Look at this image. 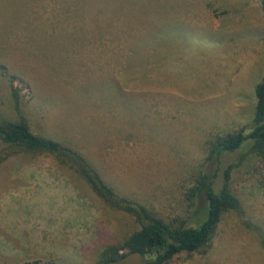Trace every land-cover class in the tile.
<instances>
[{"label":"rangeland","instance_id":"1","mask_svg":"<svg viewBox=\"0 0 264 264\" xmlns=\"http://www.w3.org/2000/svg\"><path fill=\"white\" fill-rule=\"evenodd\" d=\"M91 1L11 0L0 14V62L38 132L79 147L122 196L189 214L197 227L201 208L182 200L210 171L207 142L253 129L262 0H109L101 13ZM10 94L0 78V96ZM250 145L221 156L219 187ZM32 157L0 166V264H99L106 241L138 228L53 158ZM255 167L234 170L232 187L264 228V164L263 175ZM238 220L227 214L208 252L169 264H264Z\"/></svg>","mask_w":264,"mask_h":264},{"label":"trees","instance_id":"2","mask_svg":"<svg viewBox=\"0 0 264 264\" xmlns=\"http://www.w3.org/2000/svg\"><path fill=\"white\" fill-rule=\"evenodd\" d=\"M95 1L99 13L107 11L104 6L101 8L100 3H108L109 0ZM9 5L11 0H0V14H8L10 10L6 9ZM261 7L264 13V0ZM5 71L6 67L0 62V78L6 77L11 87L9 96H0V143L4 148L0 150V166L18 154L33 155L32 158H53L62 169L83 181L107 207L130 214L139 225L121 241H106L107 246L100 254L99 264H107L132 252H139L147 264H169L185 252L204 254L212 247L219 226L227 214L238 218L243 228L256 237L264 256V228L247 217L243 203L232 187L233 171L248 164L256 165L252 168L256 175H263L260 164H264V77L255 88L256 106L251 132L245 134V131L240 130L212 137L207 142L206 157L211 163L210 171L201 172L196 184L190 189L187 187L183 193L182 202H186L188 208L189 201L190 206L201 208L198 215L201 217L200 225L191 227L189 214L169 216L156 206L122 196L79 147L63 138L38 132L32 125L20 89L14 87V79L8 77ZM248 140L251 145L241 153L238 161L223 171L219 187L221 156L240 151ZM24 264L58 263L35 261Z\"/></svg>","mask_w":264,"mask_h":264},{"label":"water","instance_id":"3","mask_svg":"<svg viewBox=\"0 0 264 264\" xmlns=\"http://www.w3.org/2000/svg\"><path fill=\"white\" fill-rule=\"evenodd\" d=\"M107 264H147V263L139 252H132V253H128L122 258L110 261Z\"/></svg>","mask_w":264,"mask_h":264}]
</instances>
